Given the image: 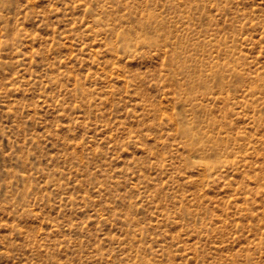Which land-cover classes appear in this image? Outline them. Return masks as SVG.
Instances as JSON below:
<instances>
[{"label": "rangeland", "instance_id": "obj_1", "mask_svg": "<svg viewBox=\"0 0 264 264\" xmlns=\"http://www.w3.org/2000/svg\"><path fill=\"white\" fill-rule=\"evenodd\" d=\"M0 264H264V0H0Z\"/></svg>", "mask_w": 264, "mask_h": 264}]
</instances>
